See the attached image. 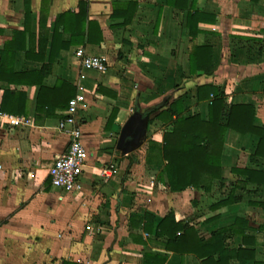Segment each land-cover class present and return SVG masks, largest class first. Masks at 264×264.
Returning <instances> with one entry per match:
<instances>
[{"label": "crops", "instance_id": "crops-1", "mask_svg": "<svg viewBox=\"0 0 264 264\" xmlns=\"http://www.w3.org/2000/svg\"><path fill=\"white\" fill-rule=\"evenodd\" d=\"M79 1L0 0V52L6 44L15 49L14 57H0V264H143L144 252L165 255L164 264H202L193 254L166 250L165 237L156 238L153 230L131 224V215L145 212L154 215V224L173 212L204 239L241 217L245 241L225 231L224 245L254 249L255 260L264 261V208L255 203L264 202V184L247 183V191H235L240 201L212 207L238 178L231 168L264 170V156L254 153L257 136L226 130L223 187L215 180L207 192L172 191L159 153L166 124L155 117L181 96L185 116L198 113L206 120L212 95L198 99L197 87L208 84L224 93V106H253L254 124L264 127V0H84V36L62 48L71 34L61 26L54 31L55 20L77 12ZM193 10L202 17L200 31L191 36L185 22ZM193 45L210 46L211 73L201 67L190 73ZM78 47L105 58L106 71L83 69L74 56ZM56 52L41 85L53 87L62 79L74 94L82 84L85 94L76 120L87 154L71 192L53 187L48 177L67 145L59 123L68 103L34 112L38 84L24 75ZM136 109L146 113L144 130L122 153L116 148L119 132ZM7 115L22 118V125L10 126Z\"/></svg>", "mask_w": 264, "mask_h": 264}, {"label": "trees", "instance_id": "trees-1", "mask_svg": "<svg viewBox=\"0 0 264 264\" xmlns=\"http://www.w3.org/2000/svg\"><path fill=\"white\" fill-rule=\"evenodd\" d=\"M87 2L80 0L78 10L67 11L59 14L55 20V28L61 26L63 32H69L70 42L63 44L62 48L74 44L84 36L85 21L87 18ZM29 16L26 7L25 17ZM202 14L196 10L187 13L186 28L191 36L197 34L200 29L196 27ZM214 21V17H210ZM71 23V24H69ZM91 29L88 28L87 39ZM85 37L83 38V40ZM80 41V40H79ZM15 50V49H14ZM14 50L6 44L0 52L3 60L6 56L14 57ZM58 52L51 55L48 64L38 71L25 73L29 77L28 82H36L38 91L34 112L53 111L54 108H63L75 89L62 79H57L53 87L41 85L42 79L51 71V62ZM189 71L194 73L202 68L205 73H211V48L209 45H193L188 54ZM212 98L208 104L207 119L203 120L198 113L185 116L182 107L181 96L175 98L166 108L159 111L155 117L166 124L162 132V142L159 146L160 157L165 161L162 171L166 174V185L172 191H181L186 188L209 191L215 180L219 181L220 188L224 186L221 155L225 132L228 128L241 134L252 133L258 141L255 155L264 156V127L254 124V108L248 104H231L224 106V93L213 85L203 84L197 87L198 99ZM7 96V93L6 95ZM4 96V97H5ZM48 97H52L47 100ZM3 109V108H2ZM114 117L113 110L107 119L106 127H109ZM231 172L238 175L226 192V196L218 200L212 207L227 205L241 200L236 190L247 191V183H255L257 186L264 184V170L251 168H231ZM162 174V173H160ZM264 208V202H255ZM155 217L149 212L143 215H131L130 222L133 226H141L143 231L153 234L156 238L165 237L166 250L178 254H193L202 264H229L230 259H237L239 264H244L248 259L252 264H264V261L255 260L254 249L236 247L228 248L224 245L225 231H232L241 235L245 241L246 222L237 217L232 225L227 228H219L211 231L209 238L204 239L198 230L189 222L176 219L173 212H168L154 224ZM165 255L152 252H144L143 264H164ZM62 264H82L63 261Z\"/></svg>", "mask_w": 264, "mask_h": 264}, {"label": "built area", "instance_id": "built-area-1", "mask_svg": "<svg viewBox=\"0 0 264 264\" xmlns=\"http://www.w3.org/2000/svg\"><path fill=\"white\" fill-rule=\"evenodd\" d=\"M74 56L83 69H93L103 73L108 67L105 58L99 55L87 54L80 47L74 50ZM80 77H83V75L81 74ZM84 95V87L78 83L76 93L68 100L65 116L59 123L60 129L68 136L66 148L53 159L52 164L48 167L50 184L66 192L78 188V179L82 174L87 154L81 141L80 124L76 120L78 108L84 105L85 102ZM5 119L10 126L14 127H18L23 123V119L20 117L7 115Z\"/></svg>", "mask_w": 264, "mask_h": 264}, {"label": "water", "instance_id": "water-1", "mask_svg": "<svg viewBox=\"0 0 264 264\" xmlns=\"http://www.w3.org/2000/svg\"><path fill=\"white\" fill-rule=\"evenodd\" d=\"M146 113L134 110L123 123L116 142V148L122 153H128L139 142L144 130Z\"/></svg>", "mask_w": 264, "mask_h": 264}]
</instances>
